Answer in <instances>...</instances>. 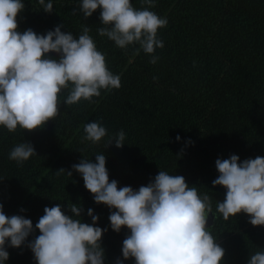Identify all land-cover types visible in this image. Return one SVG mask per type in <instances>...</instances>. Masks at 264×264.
I'll return each instance as SVG.
<instances>
[{
  "label": "trees",
  "instance_id": "1",
  "mask_svg": "<svg viewBox=\"0 0 264 264\" xmlns=\"http://www.w3.org/2000/svg\"><path fill=\"white\" fill-rule=\"evenodd\" d=\"M132 3L148 7L140 0ZM24 4L17 15L19 31L45 34L62 24L61 31L78 38L87 27L108 68L120 75L121 87L102 89L91 102L72 105L63 103L65 89L59 113L41 128L9 132L0 126V203L6 215H23L35 226L45 206L62 204L71 215L68 206L74 203L82 208L84 222L92 223L91 207L99 214L98 225L109 226L108 206L94 203L82 176L72 169L82 158L95 162L97 154L106 155L109 179L118 187L138 189L167 171L184 176L198 193H208L215 212L226 191L212 185L219 175L216 159L264 157V0H157L150 10L168 24L158 29L164 47L154 54L137 52L138 44L121 49L100 36L97 29L105 27L100 9L84 17L79 0H53L52 13L44 12L38 0ZM151 55L159 57L155 64L149 62ZM91 121L107 129L97 143L84 139V125ZM120 130L126 133L125 145H108ZM26 141L36 154L22 164L9 159L12 148ZM206 227L225 250L221 264H247L250 253L264 250V226L251 225L243 212L227 220L209 214ZM127 234V228L117 233L110 227L103 234L105 264L123 258ZM37 235L39 230L28 240ZM5 247L6 264H36L27 241L19 248Z\"/></svg>",
  "mask_w": 264,
  "mask_h": 264
},
{
  "label": "clouds",
  "instance_id": "2",
  "mask_svg": "<svg viewBox=\"0 0 264 264\" xmlns=\"http://www.w3.org/2000/svg\"><path fill=\"white\" fill-rule=\"evenodd\" d=\"M148 7L135 8L132 0H79L84 17L100 9V21L105 27L97 29L121 49L138 44L146 54H154L164 43L158 29L168 20L150 10L157 0H140ZM46 13L53 12V0H38ZM25 8L24 0H0V126L9 132L18 127L24 130L41 128L59 113L60 93L67 89L63 103L92 101L101 90L121 87V77L106 64L105 54L85 27L76 38L61 31L63 25L45 34L31 28L18 30L17 15ZM58 58H53L51 54ZM158 56L151 55L155 64ZM155 79V78H154ZM84 139L97 143L107 135V129L97 121L84 125ZM126 133L120 130L113 136L117 148L125 145ZM176 141H181L177 134ZM188 143H192L189 139ZM36 154L29 142L15 145L9 159L22 164ZM219 173L212 185L225 188V198L213 211L208 193L200 194L186 183L182 175L159 171L147 185L138 189L118 187L109 179L106 155H95V162L82 158L72 169L79 173L85 188L93 194L96 204L108 206L109 226L98 225L99 214L87 209L92 223L80 219L82 208L72 203L71 215L62 204L45 206L44 214L33 226L23 215L8 216L0 203V264H6L9 252L5 245L19 248L27 241L36 264H105L103 234L111 230L128 234L122 241L124 264L129 258L134 264H221L225 250L206 227L209 214L223 219L245 213L253 226H264V157L240 160L236 154L227 159L217 158ZM65 172L64 169L57 171ZM69 176L72 175L68 171ZM23 211V209H22ZM39 230V235L28 240ZM247 264H264V250L250 253Z\"/></svg>",
  "mask_w": 264,
  "mask_h": 264
}]
</instances>
